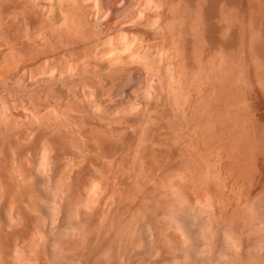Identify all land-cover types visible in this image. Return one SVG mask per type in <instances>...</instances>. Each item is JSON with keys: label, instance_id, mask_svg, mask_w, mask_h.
I'll return each instance as SVG.
<instances>
[{"label": "rangeland", "instance_id": "obj_1", "mask_svg": "<svg viewBox=\"0 0 264 264\" xmlns=\"http://www.w3.org/2000/svg\"><path fill=\"white\" fill-rule=\"evenodd\" d=\"M0 264H264V0H0Z\"/></svg>", "mask_w": 264, "mask_h": 264}]
</instances>
